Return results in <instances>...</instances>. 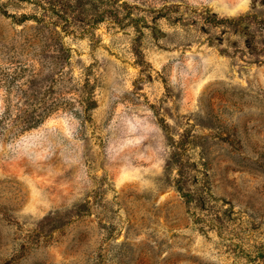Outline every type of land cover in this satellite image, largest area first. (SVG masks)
Returning <instances> with one entry per match:
<instances>
[{"label": "rangeland", "instance_id": "1", "mask_svg": "<svg viewBox=\"0 0 264 264\" xmlns=\"http://www.w3.org/2000/svg\"><path fill=\"white\" fill-rule=\"evenodd\" d=\"M0 264H264V0H0Z\"/></svg>", "mask_w": 264, "mask_h": 264}]
</instances>
